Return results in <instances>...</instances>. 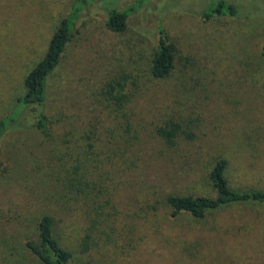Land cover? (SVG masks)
<instances>
[{"label":"rangeland","instance_id":"rangeland-1","mask_svg":"<svg viewBox=\"0 0 264 264\" xmlns=\"http://www.w3.org/2000/svg\"><path fill=\"white\" fill-rule=\"evenodd\" d=\"M139 1L0 0V120L14 119L0 137V264H39L25 245L45 213L74 264H264V203L202 219L173 216L167 204L170 195L214 197L211 172L223 158L235 189H264V0H229L241 14L208 22L201 13L212 0H144L123 33L108 28L110 12ZM71 15L42 132L19 100ZM160 26L178 49L166 81L150 72ZM123 79L130 126L102 97ZM170 120L194 138L166 144L157 129ZM67 177L84 189L70 201Z\"/></svg>","mask_w":264,"mask_h":264},{"label":"trees","instance_id":"trees-1","mask_svg":"<svg viewBox=\"0 0 264 264\" xmlns=\"http://www.w3.org/2000/svg\"><path fill=\"white\" fill-rule=\"evenodd\" d=\"M144 0H140L133 7L125 10H114L108 14L107 26L115 33H123L127 29L129 16ZM241 14L240 7L229 0H212L206 5L201 17L208 22L216 17H238ZM74 32L73 16L62 20L53 34L44 58L29 72L24 81L25 95L19 100L20 109L32 107L36 112V127L42 132H47V88L48 78L60 65L62 56L70 42ZM178 49L170 41L163 26L158 30V45L152 54L150 72L154 79L166 81L172 78L175 70ZM264 55V49L261 52ZM129 83L126 79L109 82L102 89V97L108 102V107L126 121V104L129 99ZM13 118L0 120V137L13 121ZM95 122V121H94ZM96 124V122H95ZM130 126V125H129ZM95 130L94 125H90ZM157 134L169 146L177 145L182 138L191 140L195 134L185 130L183 126L174 120L165 122L158 127ZM229 162L227 159H218L215 163L211 179L216 190L214 197L210 196H180L170 195L167 204L173 211V216L180 213H188L194 218L202 219L209 212L218 211L233 204L264 203V189L238 190L235 189L228 178ZM64 189L63 198L72 200L74 194L82 195L84 189L75 177H67L61 183ZM92 244V232L87 231L82 249L84 252L90 249ZM27 251L39 264H74V253L68 249L63 239L57 233L54 217L49 213L43 214L37 222V239L26 242Z\"/></svg>","mask_w":264,"mask_h":264}]
</instances>
